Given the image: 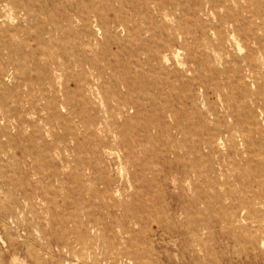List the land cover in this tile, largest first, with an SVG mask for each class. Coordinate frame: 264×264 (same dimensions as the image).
<instances>
[{"label": "rangeland", "instance_id": "374dc122", "mask_svg": "<svg viewBox=\"0 0 264 264\" xmlns=\"http://www.w3.org/2000/svg\"><path fill=\"white\" fill-rule=\"evenodd\" d=\"M85 1L3 11L0 264H264V66L225 0Z\"/></svg>", "mask_w": 264, "mask_h": 264}, {"label": "bare ground", "instance_id": "6f19581e", "mask_svg": "<svg viewBox=\"0 0 264 264\" xmlns=\"http://www.w3.org/2000/svg\"><path fill=\"white\" fill-rule=\"evenodd\" d=\"M92 2L87 3L85 0H78V3L74 4V6L78 8L80 19L84 20V22L89 25L104 18L103 13L96 9ZM228 5L232 7H229ZM74 6L71 7L74 8ZM31 8L32 7H30L29 4L19 5L16 0H0V21L6 17V14L3 12L4 10L5 12L9 10L17 13L24 12V15H29L32 11ZM222 8L226 10L222 23L229 31V38L236 43L240 51L245 49V52H243L240 57V62L243 64L242 68L247 70L253 78L256 79L257 74H261V72H259V69L261 68L260 61H262V65L264 66V0H225ZM109 23L110 22H107V24ZM0 31L3 32L1 24ZM10 38H17L16 29L13 30ZM5 46L6 49H8L9 43ZM174 54L175 56L178 55L177 52H174ZM161 55L162 53L160 54L159 51L156 54V56L168 60L166 54ZM262 78H264V72ZM127 82L128 81H125L126 86L131 88L130 84ZM5 103L6 100L4 101V104L0 102V108L6 107ZM246 131H244L245 134L243 136L250 135L252 128H249L248 132ZM244 203L251 204L252 201L246 200ZM233 244L234 249L237 250L239 249V245H249L252 248L254 242L252 238L248 236L246 239L235 238ZM187 247L192 252L207 255L209 254L211 244L209 240L196 237L187 241ZM240 250L241 252L248 251L245 247H241Z\"/></svg>", "mask_w": 264, "mask_h": 264}]
</instances>
